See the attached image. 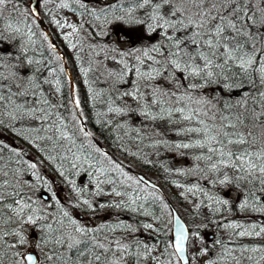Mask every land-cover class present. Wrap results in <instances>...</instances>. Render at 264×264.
<instances>
[{
    "label": "snow or ice",
    "instance_id": "obj_1",
    "mask_svg": "<svg viewBox=\"0 0 264 264\" xmlns=\"http://www.w3.org/2000/svg\"><path fill=\"white\" fill-rule=\"evenodd\" d=\"M117 24L134 38L112 40ZM4 132L27 150L0 140V264H264V0H0ZM147 165L188 218L135 171Z\"/></svg>",
    "mask_w": 264,
    "mask_h": 264
},
{
    "label": "rangeland",
    "instance_id": "obj_2",
    "mask_svg": "<svg viewBox=\"0 0 264 264\" xmlns=\"http://www.w3.org/2000/svg\"><path fill=\"white\" fill-rule=\"evenodd\" d=\"M23 3H24V6L27 7L29 5V0H23ZM40 13H41L40 18L37 20L39 28L42 31L48 32L50 34V39L57 43L60 54L64 56L67 73L70 77H72L73 88H74V90H76L80 93L81 98L83 99V94L86 95V93H87V86L83 83V78L79 74V67H78L77 62L75 61L73 52L71 49L67 48L66 44L62 41L60 31L58 29H56L55 27L53 28L50 25L49 19L45 15V10L42 7V3L40 5ZM62 16L66 17L69 22H73L77 19V17L74 16L73 13L69 12L68 10H64V12L62 13ZM65 31H67V29H65ZM111 32H112V35L110 38L112 40H118V39L119 40H124V39L131 40L134 38V36L130 32V29L126 25H120V24L114 25L111 29ZM126 46L127 45H124V44L121 45V47H126ZM65 91L67 92V88H65ZM0 140H3L5 142L9 143L10 145H14L17 147L22 146V145H19V143L16 142L15 139H13V136L10 135V133H8V132L0 133ZM99 144L101 145V147L104 150H107L108 145L103 143L100 139H99ZM163 157H164L163 159L169 161L173 167H180L181 165H184L186 163H190L189 161H186L183 159L174 158L173 154H170V153H164ZM29 158L35 159L38 157H37V154H35L33 151V152H29ZM121 159H123V157H121ZM125 163H127V161H125ZM135 170L142 171L140 168H137ZM142 172H144V171H142ZM45 173L49 177H52L53 179H55V177H53L52 173L49 172L47 169H45ZM174 178H176V177H174ZM84 180H85V177L81 176L78 178V183H83ZM157 181L160 182L159 178L157 179ZM64 191H66V189L60 190L61 198H63ZM179 191H181V190L176 189V188L170 190V192H171L170 195L173 198L172 202L177 206V208L181 212V214H183V217L188 218L187 209L189 206L184 204V202L178 198ZM40 195L47 198V192L42 191V193H40ZM229 195L234 197V193H229ZM76 215H79V213H76ZM109 218L110 217L108 214H102L101 220L109 219ZM96 222L99 223L101 221L98 220ZM215 233H216V228H215V226H212V225H210L209 228L205 231V233H204L205 239L209 243V245H211V242L215 239V235H214ZM35 238L36 237L33 236V240H35ZM29 251H31V250H29ZM35 252H37L38 257L41 256V254L39 253V250H36Z\"/></svg>",
    "mask_w": 264,
    "mask_h": 264
},
{
    "label": "trees",
    "instance_id": "obj_3",
    "mask_svg": "<svg viewBox=\"0 0 264 264\" xmlns=\"http://www.w3.org/2000/svg\"><path fill=\"white\" fill-rule=\"evenodd\" d=\"M41 21V20H40ZM52 26V25H51ZM54 28V26H52ZM85 94H83V98H84ZM85 110L86 112L89 113V115L91 116V106L90 104L85 105ZM87 127L89 128V130H92L94 132H96V134L98 135L99 139L105 143L107 146V150H111V151H116L115 146L113 145V142L111 139H106L107 133H105L104 135H101L99 128L95 125L94 120L93 121H88L87 122ZM12 135V134H10ZM13 136V135H12ZM13 139H15L16 142H18L16 140V138L13 136ZM19 145H22L20 142H18ZM23 147H25V149H27V145H22ZM164 154L162 155L161 159H163ZM142 171H144L146 173V175H148L150 178L154 179L157 181V179L159 178L160 182L157 181L158 183L161 184V186L163 187L165 193L167 194V196L169 197V199L171 200V202L173 201V198L171 197V189H174L175 187L172 186L171 184H169L166 179L164 174L162 173V171L153 168L152 165H147V166H143L140 168ZM81 176L85 177V180L83 181V183H87V176L86 174H82ZM178 179H183V178H178ZM236 219H241V216L238 214L236 217ZM252 219H255L257 222H260L261 220H264V217H260L258 215H254L252 216Z\"/></svg>",
    "mask_w": 264,
    "mask_h": 264
},
{
    "label": "water",
    "instance_id": "obj_4",
    "mask_svg": "<svg viewBox=\"0 0 264 264\" xmlns=\"http://www.w3.org/2000/svg\"><path fill=\"white\" fill-rule=\"evenodd\" d=\"M30 4H31V6L33 7V8H36L37 7V0H30V2H29ZM137 172V171H136ZM139 172V171H138ZM141 175H144L143 173H141V172H139ZM145 176V178L146 179H150V178H148L146 175H144ZM152 182H154V183H156L155 181H153L152 179H150ZM157 184V186L161 189V192L164 194V191H163V189H162V187L158 184V183H156ZM173 205V204H172ZM173 208L174 209H177L174 205H173ZM178 214H180V212L178 213ZM182 219H184V217L182 216ZM32 254H34V255H36V253H32ZM37 256V255H36Z\"/></svg>",
    "mask_w": 264,
    "mask_h": 264
}]
</instances>
